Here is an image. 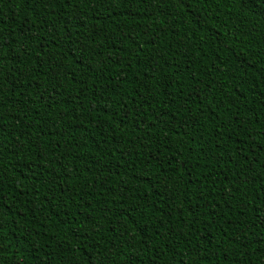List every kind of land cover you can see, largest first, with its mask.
<instances>
[{"label":"trees","instance_id":"1","mask_svg":"<svg viewBox=\"0 0 264 264\" xmlns=\"http://www.w3.org/2000/svg\"><path fill=\"white\" fill-rule=\"evenodd\" d=\"M0 42V264H264V0H0Z\"/></svg>","mask_w":264,"mask_h":264},{"label":"snow or ice","instance_id":"2","mask_svg":"<svg viewBox=\"0 0 264 264\" xmlns=\"http://www.w3.org/2000/svg\"><path fill=\"white\" fill-rule=\"evenodd\" d=\"M0 44H3V42H0ZM8 55H9V57H10L11 59H15V58H16V50H15V49H12V50L8 53ZM2 67H3V65L0 64V68H2ZM2 206H3V202L0 201V207H2ZM208 218H209V219H212V217H208ZM2 227H3V224L0 223V228H2ZM93 264H96V262L94 261Z\"/></svg>","mask_w":264,"mask_h":264}]
</instances>
